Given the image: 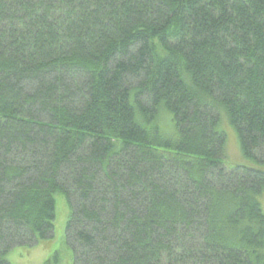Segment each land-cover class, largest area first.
Returning a JSON list of instances; mask_svg holds the SVG:
<instances>
[{
	"label": "trees",
	"instance_id": "1",
	"mask_svg": "<svg viewBox=\"0 0 264 264\" xmlns=\"http://www.w3.org/2000/svg\"><path fill=\"white\" fill-rule=\"evenodd\" d=\"M261 195L264 0H0V264L56 196L76 264H264Z\"/></svg>",
	"mask_w": 264,
	"mask_h": 264
},
{
	"label": "rangeland",
	"instance_id": "2",
	"mask_svg": "<svg viewBox=\"0 0 264 264\" xmlns=\"http://www.w3.org/2000/svg\"><path fill=\"white\" fill-rule=\"evenodd\" d=\"M224 131L228 135V144L225 155V163L228 167L246 166L256 164L246 160L240 150L238 136L228 122L224 124ZM223 127V128H224ZM264 210V195L259 198ZM57 212L54 222L52 238L41 241L31 247H17L13 249L8 259L11 264H76L74 253L67 242L66 228L71 214V207L62 196H56Z\"/></svg>",
	"mask_w": 264,
	"mask_h": 264
}]
</instances>
